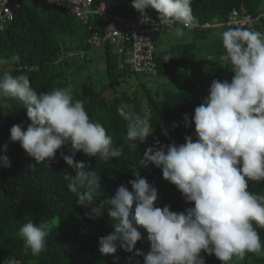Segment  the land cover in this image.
Here are the masks:
<instances>
[{"label": "clouds", "instance_id": "9594fccd", "mask_svg": "<svg viewBox=\"0 0 264 264\" xmlns=\"http://www.w3.org/2000/svg\"><path fill=\"white\" fill-rule=\"evenodd\" d=\"M132 7L141 14V22L151 21L146 14L149 8L158 13L159 23L179 22L177 37L194 22L191 0H132ZM221 38L222 59L230 62L234 75L230 82L213 79L191 118L184 114L185 127L195 126V141L185 135L182 144L163 145L154 137L140 167L130 169L131 191L121 184L114 196L99 203L95 200L104 191L101 176L87 162L76 160V154L108 162L120 158L124 148L115 146L105 127L91 120L84 101L75 99L71 88L38 93L28 75L0 74V99L19 101L30 121L26 130L20 124L10 128V142H18L38 164L51 162L57 150L67 147L69 154L61 151L60 156L72 172L63 178L76 195L77 206L89 209L85 215L90 220L103 217L106 210L114 221L113 231L99 238L102 255H114L120 248L133 257L143 256V264H206L202 252L215 255L222 264L243 260L247 253L264 256L257 230L264 228V194L249 191V181L264 180V32L229 26ZM163 59L167 62L171 56ZM118 113L127 121L125 142L135 151L154 128L147 118L130 116L124 108ZM162 134L168 137L169 131L163 129ZM2 147L6 152L7 144ZM149 165L160 169L162 178L193 206L180 212L169 205L157 207L158 190L139 171ZM10 166L8 156L0 155V168ZM141 228L150 243L146 254L134 251L142 239ZM18 235L25 252L38 256L46 248L50 230L44 221L29 220ZM3 264L19 261L8 256Z\"/></svg>", "mask_w": 264, "mask_h": 264}, {"label": "trees", "instance_id": "16d2710c", "mask_svg": "<svg viewBox=\"0 0 264 264\" xmlns=\"http://www.w3.org/2000/svg\"><path fill=\"white\" fill-rule=\"evenodd\" d=\"M102 3L110 13L140 18L141 14L132 7V0H95L96 6ZM241 7L255 18L263 15L256 29L264 30V0H191L194 22L198 24L215 20L224 23L233 10ZM146 14L158 19L154 9H147ZM98 27L89 28L59 6L41 0H23L13 22L0 32V62L15 59L14 65L0 71V74L4 71L13 76L26 74L38 93L49 92L53 88H71L74 98L84 101L91 120L105 127L115 146L124 148L120 158H112L108 162L80 152L76 154V160L87 162L101 176L104 191L96 197L95 203L114 196L121 184L131 191L128 181L134 177L130 169L140 167V159L145 150L153 146L154 137L163 145L173 141L182 144L185 135L192 136L195 141V126L185 127L183 117L188 114L191 118L195 107L208 95L211 85V82L197 83L190 77L186 78L179 89L164 90L162 97H153L147 92L146 101H143L145 108L135 93L108 98L104 89L97 91L89 84L80 89L69 86L67 76L59 66L67 56H71L69 53L75 55V52L90 50L92 46L88 39ZM104 48L112 86L118 79L134 74L130 67L120 64L119 57L110 46L105 45ZM199 85L203 88L200 91ZM119 108H124L130 116L139 115L149 120L154 128L149 143H137L135 151L128 147L124 139L127 121L119 115ZM29 123L26 109L19 101L0 99V155H7L11 164L8 168H0V264L8 256L14 257L19 264H135L136 260L143 264V256L133 257L132 253L120 248L114 255L100 253L99 238L113 231L114 221L107 216L106 210L103 217L90 220L85 215L89 209L77 206V197L69 192L63 178L72 172L60 156L61 151L69 154L67 147L57 150L51 162L46 160L38 164L18 142H10V128L20 124L26 130ZM173 124L177 126L173 128ZM163 129L169 131L168 137L162 134ZM5 144L6 152L2 147ZM139 171L149 184L157 188V207L169 205L170 210L180 212L193 206L185 203L177 188L162 178L160 169L149 165ZM249 191L264 194V180L249 181ZM29 220L34 223L58 221L57 227L50 229L45 250L38 256L25 252L18 235L20 227ZM257 230L264 243V228ZM139 231L142 239L136 243L134 251L138 249L146 254L150 250L147 233L142 228ZM201 255L205 256L206 264H222L215 255L208 256L203 252ZM230 264H264V256L247 253L243 260L234 258Z\"/></svg>", "mask_w": 264, "mask_h": 264}, {"label": "built area", "instance_id": "2783aa9c", "mask_svg": "<svg viewBox=\"0 0 264 264\" xmlns=\"http://www.w3.org/2000/svg\"><path fill=\"white\" fill-rule=\"evenodd\" d=\"M23 0H0V32H3L13 22L15 14L22 7ZM48 3V0H41ZM50 4V3H48ZM65 9L82 24L98 29L88 39L92 47L112 48L120 59V64L130 67L135 74H145L149 77L158 76L156 61L155 36L162 31L182 26L179 22L162 24L152 15L150 22H141L140 18H128L126 15L113 14L107 11L105 4L95 5V0H56L51 3ZM263 16V15H262ZM261 16V17H262ZM259 19L248 14L244 7L233 10L226 22L215 20L213 23L198 24L193 22L191 29L209 30L213 27L252 28L260 25ZM74 55V53H69ZM84 54H81L83 57Z\"/></svg>", "mask_w": 264, "mask_h": 264}, {"label": "rangeland", "instance_id": "374dc122", "mask_svg": "<svg viewBox=\"0 0 264 264\" xmlns=\"http://www.w3.org/2000/svg\"><path fill=\"white\" fill-rule=\"evenodd\" d=\"M177 28V27H176ZM175 28V29H176ZM215 28V27H214ZM175 29L170 30L169 32L161 33L160 35H157L155 38V44H156V54H158V62L167 64L169 67H173L172 63H167L164 61V56L168 55V53H171L173 57H179L180 53H176L175 51L179 50L176 48V45L180 43V41H184L185 39H190L193 37L192 32L186 31V33L182 37H177L174 32ZM212 29V28H211ZM215 30V29H214ZM257 30V29H256ZM210 31L206 36V39L201 38L202 41H207L209 47L219 48L221 46V42L216 41V35ZM189 41V43H194L192 40H186ZM200 41L196 42V45L199 46ZM214 44V46L212 45ZM207 44V43H206ZM168 48V51L164 53V51ZM81 54L85 55V58H81ZM157 60V57H156ZM14 60H3L0 62V71L11 68L14 65ZM209 65H203L200 66L206 68L213 66H216V63H208ZM188 67V68H187ZM187 67L182 68L180 66L178 68V73H184V71L192 72L191 70L195 67V61L189 62ZM187 68V70H186ZM59 70L65 73L67 76V79L69 81V86L80 89L84 84H89L94 87L95 90L100 91L104 89V95L108 98L113 96H119L121 94H128L133 95L138 94V97L141 99V106L145 108L144 102L146 101V94L147 92L150 93L153 97H162L164 90H177L179 89L183 83L186 81H182L183 77L179 75L177 80L169 79L168 74H160L159 76L153 78L149 77L145 74H128L125 77H122L118 79L117 82L111 85V79L107 72V62L105 57V48L103 46L101 47H92L90 50L86 52H75V55L67 56L65 61L61 62L59 66ZM204 71L203 69H198V72L196 75H194V78L199 77L200 75L206 76L207 74H211L212 72ZM176 72V70H175ZM213 75H216L214 73ZM216 76L213 79H216ZM193 79V78H192ZM194 80V79H193ZM196 81V80H195ZM200 80H197V83H200ZM209 81H207L208 83ZM198 87L199 91L202 88V85H199ZM208 87V86H207ZM134 97V96H132ZM137 97V98H138ZM144 101V102H143ZM127 106V105H126ZM128 108V107H127ZM132 112V115H135ZM152 135L148 136L145 143H149L151 141ZM144 143V144H145ZM49 226V230L51 228H55L58 225V221L55 220L54 222H47Z\"/></svg>", "mask_w": 264, "mask_h": 264}, {"label": "crops", "instance_id": "0c3cea01", "mask_svg": "<svg viewBox=\"0 0 264 264\" xmlns=\"http://www.w3.org/2000/svg\"><path fill=\"white\" fill-rule=\"evenodd\" d=\"M176 27H182V26H176ZM175 27V28H176ZM173 28V29H175ZM228 27L224 26H218V27H213L212 29L209 30H198V29H191V28H184V32H192L194 35L190 39H185L184 41H180L179 44L176 45V48L179 50L175 51L176 53H180L179 57H173L171 53H168V55L171 56V59L168 60L167 63H172L173 67L167 66V64L159 63L158 62V54H156L157 57V67H158V72L160 74H168L169 79H174L177 80L179 75L183 77V82L186 80V78H193L194 80H200V81H209L212 82L213 78L216 75H213L214 73L217 74L216 79L222 80V79H227L229 82L231 81L232 76L234 73L231 72V64L228 60L222 59V57L225 55V49L222 44V38H221V33L225 31ZM170 29V30H173ZM215 29V30H214ZM169 30V31H170ZM213 30L212 32L216 35V41L221 42V46L219 48H214V47H209L208 40L207 41H202L201 38L206 39L207 34L210 33V31ZM168 31V32H169ZM261 32H264V30H259ZM165 33V32H162ZM161 33L157 34L160 35ZM156 35V36H157ZM155 36V38H156ZM186 40H192L194 43H189V41ZM200 41V45L197 46L196 42ZM155 43V40H154ZM207 43V44H206ZM214 46V44L212 43ZM155 50H156V44H155ZM168 51V48L164 51L166 53ZM156 52V51H155ZM195 61V67L191 70L192 72L184 71V73H178V68L182 66V68L187 67L189 62H194ZM208 63H216V66L208 67V71L212 72L211 74H207L206 76L203 77V75H200L197 78H194L193 76L196 75L198 72V69H203L205 71V68L200 66L201 64L203 65H209ZM188 68V67H187ZM186 68V70H187ZM176 70V72H175ZM158 73V76H159Z\"/></svg>", "mask_w": 264, "mask_h": 264}]
</instances>
